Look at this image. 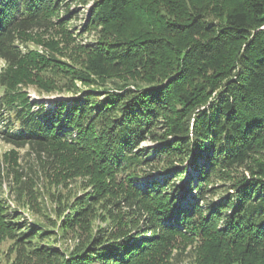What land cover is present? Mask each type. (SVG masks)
Segmentation results:
<instances>
[{
  "label": "trees",
  "instance_id": "obj_1",
  "mask_svg": "<svg viewBox=\"0 0 264 264\" xmlns=\"http://www.w3.org/2000/svg\"><path fill=\"white\" fill-rule=\"evenodd\" d=\"M67 1L77 0H0V137L52 155L127 209L109 248L96 240L68 264H264V0H97L85 30L99 39L85 49L69 46ZM37 29L57 30V41L34 40ZM26 39L48 55L23 51ZM62 73L104 86L105 100L90 93L35 111L21 86L51 92ZM146 138L160 145L154 157L139 148ZM191 156L198 200L188 206L170 195L171 179L137 186L153 163ZM217 181L231 193L204 205ZM6 219L0 202V232L12 234Z\"/></svg>",
  "mask_w": 264,
  "mask_h": 264
},
{
  "label": "rangeland",
  "instance_id": "obj_2",
  "mask_svg": "<svg viewBox=\"0 0 264 264\" xmlns=\"http://www.w3.org/2000/svg\"><path fill=\"white\" fill-rule=\"evenodd\" d=\"M96 1L88 0L86 6L79 5L78 0L66 2L71 3V6L68 13L65 12L66 10L62 11L63 18L67 20L66 25L70 32L75 34V41L73 38L69 40L70 47L74 48L78 44L85 49L97 43L99 33L85 30V26L89 23L90 10ZM54 29L33 30L31 35L37 41L49 42L48 40L55 39L56 42L57 38L52 37L57 31ZM34 40L26 39L23 43L25 45L22 46L23 51L37 50L40 54L48 55L42 42ZM63 42L61 41V45L65 43ZM66 57H61L62 61L69 62L70 67L81 68L73 65ZM82 59L84 60L85 57L83 56ZM3 67V61L0 60V68ZM68 74L62 73L52 78L56 89L51 92L35 84L21 86L34 104L35 111L44 106L46 110L50 109L53 112L58 102L72 106L78 98L90 93L96 94V100L99 102L105 100L104 86L84 85ZM110 86L111 84H108L109 88ZM2 94L3 90L0 89V96ZM1 126L0 128L3 129ZM158 145L146 138L140 142L139 148L145 149L144 154H151L149 157H152V152L156 151L155 148L160 146ZM195 160V157L191 156L184 163L176 162L173 165L155 162L150 169L145 168L147 173L151 172L150 176L137 178L136 184L146 188L145 184L148 181L162 183L171 179L166 187L170 195L181 207L188 206L192 199L198 200L197 192L189 188L190 181L194 182L198 173L192 170L191 166H187V163ZM198 161L205 164L204 157L197 159ZM56 162L52 155L39 153L29 146L18 147L7 143L1 135L0 202L4 207L6 220L16 225L12 234L0 232V264H68L74 260V256L94 251L91 247L96 240L102 239L99 250H106L109 248L106 247L108 245L106 240L109 237H116L120 232L117 224L127 209L121 210L117 205H113L114 197L96 196L98 182L94 179L80 174L67 175ZM243 174H245L243 169H238L233 175L239 177ZM246 175L249 174L246 172ZM216 184L211 186L216 188L215 193L206 196L204 205L224 200L231 193L227 192V184L223 185L220 181ZM21 239L31 243H28V247L20 246L18 241ZM43 249L46 256L40 255ZM189 249L185 252L189 253ZM86 264L101 263L94 259ZM176 264L186 263L177 261Z\"/></svg>",
  "mask_w": 264,
  "mask_h": 264
}]
</instances>
